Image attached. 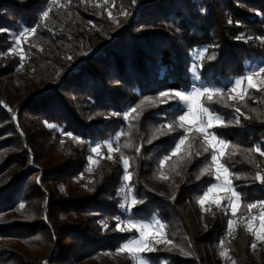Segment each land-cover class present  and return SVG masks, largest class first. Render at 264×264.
I'll list each match as a JSON object with an SVG mask.
<instances>
[{"label":"trees","instance_id":"1","mask_svg":"<svg viewBox=\"0 0 264 264\" xmlns=\"http://www.w3.org/2000/svg\"><path fill=\"white\" fill-rule=\"evenodd\" d=\"M259 63L264 0H0V264H137L117 250L138 232L116 226L153 215L164 234L142 254L149 264H264V240L247 230L264 215L248 208L264 201V84L230 99ZM196 83L220 88L200 102L228 123L209 132L229 144L235 215L201 209L216 151L179 127L178 100L160 103Z\"/></svg>","mask_w":264,"mask_h":264},{"label":"snow or ice","instance_id":"2","mask_svg":"<svg viewBox=\"0 0 264 264\" xmlns=\"http://www.w3.org/2000/svg\"><path fill=\"white\" fill-rule=\"evenodd\" d=\"M125 15L127 13H124ZM49 13L48 11H45L43 13V16L46 18L48 17ZM35 29L31 30V33H34ZM28 32V30H25V33L22 35L31 34ZM19 41H17L18 43ZM203 53H199L198 57H202ZM23 59V57H22ZM191 71L193 73L196 72V67L193 66ZM261 74H264V66H257L253 68L250 72L245 74L246 80H247V87L249 89H258L260 84H264V81L255 82L254 77H258ZM234 87L230 89L231 92L237 93L240 92L239 99L243 101L245 99L244 93L240 91L242 86V79L237 78L234 81ZM219 91V90H215ZM213 89L205 88L203 91L196 89L190 93H186L185 91L181 90H166L161 91L159 93L160 103H170L172 100H179L181 103L187 105L188 111L190 115H181L179 117V127L184 128L185 122L188 123L193 122V117L198 116L199 120L198 122L201 124V126L196 129L197 132L204 134V141L208 145H210L214 151H218L219 155L213 154L211 156V162L215 165V179L219 181V184H214L211 187H209L203 194V197L198 201L202 206L206 201L209 199V194L216 192H226L230 193V195L225 196H216L215 200L212 201L217 206H220L222 204V201H227L228 206L231 209V212L233 215L237 212V209L239 207L238 201L241 199L240 194L235 190L232 179H231V173L229 168L225 165V163L222 162L223 159H225L228 154L226 153L225 149L229 147L228 142H226L224 139L218 138L216 133H210L209 130L214 128H220V127H227L228 123L225 121L224 117L220 116L219 114H214L215 110H210V107H204L201 102L200 98L206 96L208 101L212 100L213 97ZM236 96H231L230 99L235 100ZM132 112H135L136 109H131ZM235 111L239 113V108H236ZM128 114H125V118L127 119ZM236 123H239V119L237 118ZM49 127H55V125H48ZM169 131L172 130V125H167ZM69 136H72L71 133H68ZM209 135H211V138L209 139ZM187 140V136L182 137L177 143H175V151L172 153L175 155L176 153H179L181 151L182 145L185 144V141ZM218 146V147H217ZM125 147H128V145H125ZM109 151H112L111 143L108 144ZM140 149H137L139 151ZM99 151L98 147L91 148V152L97 153ZM205 151H208L206 148ZM255 151L261 152L260 148L257 146ZM199 155V153H197ZM261 155H264V152H261ZM109 158H111L109 156ZM90 161L92 163H96V161L92 160L91 157H89ZM123 159V166L125 171L127 172V169L129 168V160L126 158ZM167 159V157L165 158ZM163 163V162H162ZM205 172L208 170L205 169ZM131 173H128L124 176L125 181H130ZM166 178V177H165ZM239 178V177H236ZM255 180H257L259 183L264 184V175L261 174V172H257L255 175ZM138 201L134 198L131 199V205L130 207H134ZM123 207V205H121ZM261 207L264 209V201L258 202V204H249L248 208L252 209L255 207ZM21 208L24 207V205L20 206ZM256 217H253V220H255ZM261 223L259 230L255 231V237L257 240H264V215L260 217ZM156 226L159 228H163L164 226L162 224H159V222H156ZM233 226V221H229V232H231ZM117 230L119 231H138L139 235H133L131 236L117 251L119 253H128L131 255L134 259L137 260V264H147V261L143 258L142 254L145 252H151L154 251L155 248L150 246L152 242L159 244L162 241L158 239L157 237L161 235L159 232L153 231L154 225L152 223H140V222H134L132 220H129L126 224V226H122L120 223H117ZM248 232H253V225L252 223H249L247 226ZM167 244L171 245V240L165 241ZM253 248H255V244L252 245ZM226 253L224 251L221 252V255L224 256Z\"/></svg>","mask_w":264,"mask_h":264},{"label":"rangeland","instance_id":"3","mask_svg":"<svg viewBox=\"0 0 264 264\" xmlns=\"http://www.w3.org/2000/svg\"><path fill=\"white\" fill-rule=\"evenodd\" d=\"M196 53H200V51L198 50V51H196ZM257 66H263L262 64H256L255 66H252L251 67V69H250V71L253 69V68H255V67H257ZM192 67H193V65H192ZM192 67H191V69H192ZM249 71V72H250ZM193 73V72H192ZM245 77V76H244ZM244 77H242V76H239V77H236V78H234L233 79V81H232V87H234L235 85H234V81L237 79V78H241L242 79V86H241V89H240V91H242L243 93L245 92V90L247 89V80H246V78H244ZM193 78H194V80H195V82H196V72L195 73H193ZM254 81L255 82H260V81H264V74H261L260 76H258V77H254ZM262 84H260L259 86H261ZM205 88H209V89H213L214 91L215 90H220V88H218V87H213V86H205V87H201V86H199L197 83L195 84V85H193L192 86V88L190 89V90H188V91H185L186 93H190V92H192V91H194V90H196V89H199V90H201V91H203V89H205ZM239 95H240V92H237V93H233V96H236L237 98H239ZM201 99V98H200ZM179 101V100H178ZM179 103L184 107V114L183 115H190V113H189V111H188V107H187V105H185V104H183V103H181L180 101H179ZM198 120H199V117L198 116H195V117H193V122L192 123H188L187 121L185 122V128L186 129H190V128H192V127H194V128H196V129H198L200 126H201V124L198 122ZM211 138V135H209V139ZM104 144L108 147V144H109V140H105L104 141ZM93 147H98L99 148V151L97 152V153H93V152H91V156H89V157H91L92 158V160H94V161H96L97 162V158H98V156L100 155V147L98 146V145H96V146H93ZM92 147V148H93ZM218 147V146H217ZM216 155H219V153H218V151H216ZM122 162H123V159H122ZM94 164L95 163H92L91 161H90V159H89V165H88V172L90 173L91 172V170H92V167L94 166ZM125 175H126V173H125ZM214 177H215V165H214ZM220 182L219 181H217L216 179H215V181H214V183L212 184V185H214V184H219ZM211 185V186H212ZM210 186V187H211ZM225 196V195H230V193H226V192H223V191H220V192H216V191H214L213 193H210L209 194V199H208V201H206L205 203H204V205L202 206L201 204H200V206H201V209L202 210H206V209H208V208H219V209H222V208H224V207H228L229 208V210L231 211V209H230V207L228 206V202L227 201H222V204L220 205V206H217L215 203H213L212 201H214L215 200V198H216V196ZM203 197V196H202ZM239 202V201H238ZM252 216L250 217V219L251 220H253V217H257V214L256 213H252L251 214ZM249 219V216H247L246 217V219L245 220H250ZM259 217H257L256 219H255V226H253L254 228H255V230L257 231V230H259V228H260V222H259ZM156 222H159V224H161V222L159 221V219L156 217V216H152L150 219H148V220H142V221H140V223H152L153 225H154V227H153V231H156V232H159L161 235H159L157 238L158 239H162V237H163V234H164V232H163V228H159V227H157L156 226ZM138 232V231H137ZM138 235H139V233H138ZM137 235V236H138ZM220 252H222V250L220 249ZM146 260V259H145ZM147 261V260H146ZM147 264H149V262L147 261Z\"/></svg>","mask_w":264,"mask_h":264},{"label":"built area","instance_id":"4","mask_svg":"<svg viewBox=\"0 0 264 264\" xmlns=\"http://www.w3.org/2000/svg\"><path fill=\"white\" fill-rule=\"evenodd\" d=\"M230 235H234V228L232 227L231 232H229V229L225 232V236H230Z\"/></svg>","mask_w":264,"mask_h":264}]
</instances>
